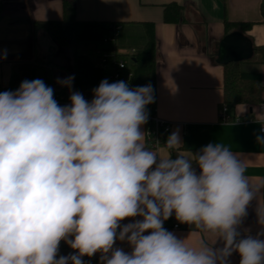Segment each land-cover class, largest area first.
Returning a JSON list of instances; mask_svg holds the SVG:
<instances>
[{
	"label": "clouds",
	"instance_id": "obj_1",
	"mask_svg": "<svg viewBox=\"0 0 264 264\" xmlns=\"http://www.w3.org/2000/svg\"><path fill=\"white\" fill-rule=\"evenodd\" d=\"M73 80L58 83L71 91ZM69 99L60 106L39 78L0 93V264H84L97 252L101 264H228L233 252L239 264H264V231H238L264 181L250 183L233 151L211 143L181 151L179 130L165 154L149 149L141 126L154 102L151 84L131 89L105 79L91 102L76 91ZM173 212L222 247L178 239L163 227ZM256 215L264 227V203ZM134 217L142 219L121 225ZM61 240L77 253L57 259ZM117 240L132 251L114 248Z\"/></svg>",
	"mask_w": 264,
	"mask_h": 264
},
{
	"label": "crops",
	"instance_id": "obj_2",
	"mask_svg": "<svg viewBox=\"0 0 264 264\" xmlns=\"http://www.w3.org/2000/svg\"><path fill=\"white\" fill-rule=\"evenodd\" d=\"M170 3L185 7L183 20L177 24L164 22V6ZM261 5L262 0H75L76 18L81 22L155 24L157 115L172 123L171 133L179 130L183 141L181 151L195 154L209 143L228 147L244 161L245 176L252 184L264 181V145L257 142L258 135L264 136L262 114L259 106L239 105L230 112L231 117L253 119V123L220 120L225 104V64L221 63L219 52L223 40L235 32L251 40L253 47L264 46ZM63 15V0H0V93L15 92L22 81L37 78L53 88L54 97L62 91L69 93V88L58 83V78L73 76L75 54L61 48L40 25L59 21ZM226 22L256 25L245 33H228ZM261 78L264 86V66ZM141 131L145 133L147 147L156 150L148 143L147 123L141 126ZM156 151L165 154L163 147ZM170 156L175 159L177 152L172 151ZM193 167L199 173L195 163ZM259 202L264 203V191L248 206V214L238 227L241 238L255 237L264 231L257 222ZM139 219L142 218H126L121 225ZM174 225L179 228L175 229ZM163 227L178 239L189 237L187 242L191 246L203 238L213 248L222 247V241H215L214 235L202 236L192 225L176 220L174 212ZM113 247L132 251L127 241L117 240ZM76 253L64 240L60 241L57 259ZM100 256V252L94 254L99 260ZM240 259L239 253L233 252L228 264H239Z\"/></svg>",
	"mask_w": 264,
	"mask_h": 264
},
{
	"label": "trees",
	"instance_id": "obj_3",
	"mask_svg": "<svg viewBox=\"0 0 264 264\" xmlns=\"http://www.w3.org/2000/svg\"><path fill=\"white\" fill-rule=\"evenodd\" d=\"M63 18L59 21H46L40 23L42 28L63 49L74 52L73 76L71 91L80 92L84 98L91 102L93 89L105 80L103 69L96 66L92 59L85 54H79V48L83 45L93 44L100 49L103 40L112 34L111 26L122 25V30L117 38V46L120 48H135L137 55L134 59V76L129 88L152 85L154 102L147 105V111L152 114L156 110L157 102V39L155 24L151 22L130 23H105V22H81L76 18L75 0H63ZM185 7L170 3L164 6V22L177 24L183 20ZM261 16L264 24V0L261 5ZM256 25L255 22H226L228 33L238 31L245 33ZM264 66V46H254V57L248 61L226 64L224 78V105L229 112L239 105L259 106L264 104V86L262 85L261 67ZM71 91L60 94L69 99ZM64 106V105H60ZM233 118V117H232ZM151 125L147 121V128ZM199 151H195V154ZM84 264H101L94 257H83Z\"/></svg>",
	"mask_w": 264,
	"mask_h": 264
},
{
	"label": "built area",
	"instance_id": "obj_4",
	"mask_svg": "<svg viewBox=\"0 0 264 264\" xmlns=\"http://www.w3.org/2000/svg\"><path fill=\"white\" fill-rule=\"evenodd\" d=\"M112 34L107 36L97 51L98 66L103 69L109 83L124 81L130 86L134 76L133 65L137 55L135 48H120L117 46V38L122 30V25L111 26ZM59 105H70V99H65L63 95L58 94L54 97ZM262 119L260 120L261 129L264 128V104L259 105ZM148 120L151 125L147 128V139L152 149L162 148L172 131V123L160 118L157 112L149 114ZM220 120L224 123H253V119H234L231 117L229 108L224 105L220 112ZM264 134V132L261 131ZM178 229V225H174Z\"/></svg>",
	"mask_w": 264,
	"mask_h": 264
},
{
	"label": "water",
	"instance_id": "obj_5",
	"mask_svg": "<svg viewBox=\"0 0 264 264\" xmlns=\"http://www.w3.org/2000/svg\"><path fill=\"white\" fill-rule=\"evenodd\" d=\"M254 56V47L248 38L240 33H232L221 43L219 57L222 64L251 60Z\"/></svg>",
	"mask_w": 264,
	"mask_h": 264
},
{
	"label": "rangeland",
	"instance_id": "obj_6",
	"mask_svg": "<svg viewBox=\"0 0 264 264\" xmlns=\"http://www.w3.org/2000/svg\"><path fill=\"white\" fill-rule=\"evenodd\" d=\"M97 46L93 44L83 45L79 48L78 53L79 54H85L88 55L90 58H92L93 62L98 64V54L96 52Z\"/></svg>",
	"mask_w": 264,
	"mask_h": 264
}]
</instances>
